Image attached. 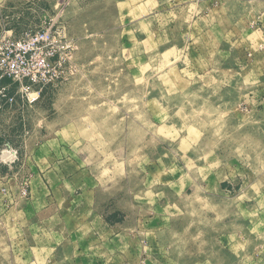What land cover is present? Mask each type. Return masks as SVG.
Segmentation results:
<instances>
[{
    "label": "rangeland",
    "instance_id": "obj_1",
    "mask_svg": "<svg viewBox=\"0 0 264 264\" xmlns=\"http://www.w3.org/2000/svg\"><path fill=\"white\" fill-rule=\"evenodd\" d=\"M47 30L69 80L0 70V264H264V0H0Z\"/></svg>",
    "mask_w": 264,
    "mask_h": 264
},
{
    "label": "built area",
    "instance_id": "obj_2",
    "mask_svg": "<svg viewBox=\"0 0 264 264\" xmlns=\"http://www.w3.org/2000/svg\"><path fill=\"white\" fill-rule=\"evenodd\" d=\"M72 51V40L63 30H47L32 36L29 42H25L23 37L13 39L4 35L0 38V70L23 89L37 90L38 96L27 98L32 103L47 85L69 80L74 60ZM34 68L46 70L39 72Z\"/></svg>",
    "mask_w": 264,
    "mask_h": 264
},
{
    "label": "crops",
    "instance_id": "obj_3",
    "mask_svg": "<svg viewBox=\"0 0 264 264\" xmlns=\"http://www.w3.org/2000/svg\"><path fill=\"white\" fill-rule=\"evenodd\" d=\"M245 185V184H244Z\"/></svg>",
    "mask_w": 264,
    "mask_h": 264
}]
</instances>
